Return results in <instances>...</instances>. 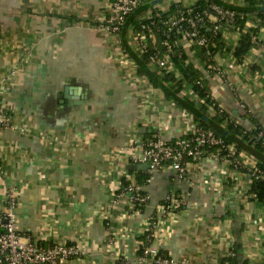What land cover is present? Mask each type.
Listing matches in <instances>:
<instances>
[{
	"label": "crops",
	"instance_id": "crops-1",
	"mask_svg": "<svg viewBox=\"0 0 264 264\" xmlns=\"http://www.w3.org/2000/svg\"><path fill=\"white\" fill-rule=\"evenodd\" d=\"M110 1L0 0V103L29 128L0 134V208L14 187L19 230L45 244L86 248L69 264H136L144 221L167 194L178 193L181 211L162 222L156 243L172 264H216L230 243L239 264H264V205L246 199L247 173L227 165L222 174L204 159L188 165L185 180L163 168L146 181V169L127 167L135 163L126 153L138 152L141 138L170 140L189 130L185 110L135 74L133 25L126 20L119 32L102 26ZM182 44L202 71L191 45ZM214 59V73L203 75L210 96L242 127L264 126V29L241 62ZM65 87L83 102L64 100ZM129 178L143 181L142 211H128L126 193L110 206L120 180Z\"/></svg>",
	"mask_w": 264,
	"mask_h": 264
},
{
	"label": "built area",
	"instance_id": "built-area-1",
	"mask_svg": "<svg viewBox=\"0 0 264 264\" xmlns=\"http://www.w3.org/2000/svg\"><path fill=\"white\" fill-rule=\"evenodd\" d=\"M144 0H111L108 5L107 14L101 23L105 30L119 32L124 23L126 15L142 5ZM163 3V2H162ZM161 3V4H162ZM168 1L160 7L166 8ZM192 0L185 1L184 11H180L168 24L167 32L180 34L186 43L206 46L211 39L204 36L200 31L205 23L211 21L214 16L212 31H222L223 25L232 18L233 12L218 5L212 6V13L193 11ZM130 44L134 52L140 57L147 49L149 39L154 40V34L144 25L139 32L134 30L129 34ZM162 61L156 55H149V64H161ZM202 71L205 70V62H199ZM137 64L134 72L137 75ZM219 70V69H218ZM217 70V72H218ZM138 76V75H137ZM143 80H147L143 77ZM147 83L150 84L149 80ZM151 86V85H150ZM193 94V92H190ZM202 100L201 97H198ZM211 108L224 112L225 116L221 125L237 121L227 113L223 107L218 105L211 97ZM184 120L188 124V132L174 139H165L160 134H154L146 139L141 138L140 149L136 153H126V159H132L135 164L146 163V181L152 179L153 174L163 168L170 169L175 173L178 180L187 178V168L190 163H200L204 159L213 161L214 169L227 174L228 167L247 173L252 177L264 174L261 168V160L250 154L247 150L238 149L233 143H224L216 136L213 130L206 129L194 121L189 112L184 111ZM10 110L0 103V134L5 129H12L20 134L28 133V125L20 124ZM1 170V164H0ZM220 173V174H221ZM117 194H114L110 206L114 205L117 197L126 193L128 196L129 212H139L140 208L148 201L146 193L141 191L140 184L135 178H129L125 182L120 180ZM15 188H8L5 193L3 205L0 208V259L4 264H69L72 259L83 257L87 254L86 248L77 242L55 241L47 244L36 240L30 233L19 230L16 207L18 204ZM122 193V194H120ZM183 198L181 194L169 193L160 202L152 217H148L142 225L141 234L145 240L140 239L136 250L140 247L141 253L136 254V264H172L174 261L169 255L160 252L156 246L159 228L163 221H168L181 211ZM230 243L226 254L216 264H239L233 262L236 252ZM189 264L187 260L182 262Z\"/></svg>",
	"mask_w": 264,
	"mask_h": 264
},
{
	"label": "trees",
	"instance_id": "trees-1",
	"mask_svg": "<svg viewBox=\"0 0 264 264\" xmlns=\"http://www.w3.org/2000/svg\"><path fill=\"white\" fill-rule=\"evenodd\" d=\"M152 1L144 0L142 5L126 15L122 25L125 26L127 20L133 25L134 31L139 32L144 25L145 29H150L154 34V40L149 39L146 51L135 60L137 75L149 80L151 86L160 88L168 99L191 113L199 126L213 130L224 143H233L238 149L247 150L259 158L261 168L264 170V126L256 123L254 127L247 129L232 122L221 125L225 113L219 112L217 108L215 113L209 112L212 101L206 80L203 78L204 71L190 60L183 47L181 35L167 32L169 22L180 11L185 10L183 3L188 0H165L168 1L166 8L153 6ZM192 1L193 11L212 13V6L218 5L233 12L232 18L223 25L222 31L213 33L211 21L205 23L200 32L211 39L210 43L206 46L196 43L190 46L195 58L199 62H205V70L210 75L215 71V55H229L235 61L241 62L249 50L259 42V31L264 29V0H242L244 4L240 6L224 5L218 0ZM146 11L149 13L147 12V16L142 18L140 15ZM229 33H236L237 40L231 41L226 36ZM150 54L156 55L162 63L150 65ZM190 92H193L195 97H201L202 100L194 99ZM138 182L143 183V181ZM246 199H254L258 204L264 205V174L251 178ZM146 204L147 202L140 211ZM144 238L145 235H142L139 240ZM136 251L140 254L141 248ZM160 252L166 254L163 250ZM232 261L239 263L237 255Z\"/></svg>",
	"mask_w": 264,
	"mask_h": 264
},
{
	"label": "water",
	"instance_id": "water-1",
	"mask_svg": "<svg viewBox=\"0 0 264 264\" xmlns=\"http://www.w3.org/2000/svg\"><path fill=\"white\" fill-rule=\"evenodd\" d=\"M161 1L163 0H153L151 3L154 5L160 3ZM77 98H80V96L76 93V89L75 91L73 89L69 90L68 87H65L64 90H63V99L64 100H68V99H72V102L74 104H80L83 102V100H80L79 101L77 100ZM127 167L129 169H146L147 168V164L146 163H140V164H129L127 165Z\"/></svg>",
	"mask_w": 264,
	"mask_h": 264
}]
</instances>
